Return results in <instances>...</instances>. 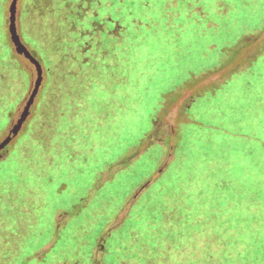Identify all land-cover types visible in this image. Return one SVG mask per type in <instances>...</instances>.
Instances as JSON below:
<instances>
[{
  "label": "rangeland",
  "instance_id": "rangeland-1",
  "mask_svg": "<svg viewBox=\"0 0 264 264\" xmlns=\"http://www.w3.org/2000/svg\"><path fill=\"white\" fill-rule=\"evenodd\" d=\"M25 1L18 2L16 30L20 28ZM11 2L8 0L6 5L9 21ZM148 8L149 11L138 9L141 14L149 13L154 21L148 28H134L139 51L130 76L124 81L119 77L118 94L109 97L108 108L100 116L94 103L88 108V117L78 120L77 134L83 131L95 146L96 134L115 136L95 149L85 167L77 165V160L86 161L94 146L87 150L86 144H79L84 138L73 139L67 146L71 158L62 159L61 164L57 159L49 161L46 167L47 208L40 221L45 232L41 235L40 231L39 236L33 231L28 242L36 251L61 237L49 260L67 243L77 247V236L69 238L74 237L77 218L57 234L52 226L58 214L72 210L94 184L101 189L92 196L90 206L105 195L109 197L114 220L111 226L120 230L130 224L132 215L127 220L125 217L135 205L162 185L167 186L166 192L156 198L157 206L143 209L146 215H158L162 211L159 207L165 210L163 206L170 203L166 194L180 195L185 204L179 211L193 208L197 214H207L208 220L217 214L213 225L223 222L230 209L234 222L246 226L243 218L259 209H251L253 204L264 207V0H153ZM11 35L14 39L13 31ZM18 37L32 53L23 36ZM13 50L18 55L15 46ZM28 66L30 88L10 122L0 121V142L20 119L34 88L37 72L30 62ZM43 70L34 114L31 117V110L3 156L10 152L8 158L0 162V180L14 189L21 186L20 192L31 183L22 184L20 174L35 173L40 167L36 161L21 166L19 151L28 137L27 132L22 133L24 127H34L48 82L44 66ZM114 83L116 78L108 88ZM58 97V90L50 94V109L56 107ZM101 117L109 122L103 120L101 124ZM67 123L58 118L45 127V133L55 126L66 129ZM100 128L102 132H98ZM44 135L42 131L36 133L38 138ZM51 146L54 145L49 144V153ZM32 149L37 151L35 146ZM139 196L134 205L133 198ZM67 218L58 217L62 222ZM97 223L86 237L88 243L99 235L100 222ZM214 228L217 231L220 227Z\"/></svg>",
  "mask_w": 264,
  "mask_h": 264
},
{
  "label": "trees",
  "instance_id": "trees-1",
  "mask_svg": "<svg viewBox=\"0 0 264 264\" xmlns=\"http://www.w3.org/2000/svg\"><path fill=\"white\" fill-rule=\"evenodd\" d=\"M7 1L0 0V121L10 122L30 88L31 72L29 62L14 53L12 26L6 18ZM152 1H25L17 34L23 36L44 66L48 82L36 112L34 127H24L22 132H27L28 137L20 147L19 164L24 167L36 161L40 167L35 173L20 174L22 184L31 181L22 192L19 191L21 186L14 189L0 180V264H15L21 256L17 264H264V207L261 203L253 204L251 209L255 206L259 209L243 218L246 226L234 222L230 209L223 216V222L214 225L217 214L208 220L207 214H197L193 208L179 211L178 208L185 204L180 195L166 194L170 203L163 206L165 210L159 207L157 209L162 211L158 215H146L143 209L159 204L156 198L166 192L165 185L151 191L148 196L145 193L144 199L140 200L142 194L133 198L134 205L136 201L140 202L125 217L127 220L132 215L130 224H125L120 230L111 226L114 220L109 197L105 195L93 207L90 206L92 196L101 189L94 184L72 210L58 214L52 226L57 234L65 230L71 219L77 218L79 222L74 229V237L69 236L72 240L77 236V247L67 243L59 247L58 253L49 260L48 256L61 237L54 238L49 247L43 246L36 251L28 242L33 231L36 230L39 236L45 232L40 221L47 208L44 173L48 162L57 159L61 164L62 159L71 158L67 146L73 143V139L84 138L79 144H86L87 150L94 146L86 161L80 163L77 160V165L85 167L94 157L95 149L105 146L110 137L115 136L96 134L98 144L95 146L89 136H83V131L77 134L79 121L94 103L97 117L100 116L108 108L106 101L109 97H115V92L118 94L119 77L124 81L130 76L139 51L134 28H148L154 21L149 13L141 14L138 9L149 11L148 4ZM51 45L54 49H50ZM113 78H116V83L108 88ZM58 85L62 89L57 88ZM57 90V105L50 109V94H57ZM54 113L57 115L52 122L63 118V122H68L66 129L55 126L54 130H49L50 133H45ZM33 114L34 107L31 117ZM103 120L109 122L103 118L98 122ZM37 131L45 135L38 138ZM102 131V128L98 130ZM50 143L54 146L50 147L49 153ZM33 146L37 147L36 152ZM9 147L0 153V162L8 158L10 152L7 157L3 156ZM60 215L68 218L62 222L58 219ZM97 222H100L99 235L88 243L86 237ZM214 226L220 228L216 231Z\"/></svg>",
  "mask_w": 264,
  "mask_h": 264
},
{
  "label": "water",
  "instance_id": "water-1",
  "mask_svg": "<svg viewBox=\"0 0 264 264\" xmlns=\"http://www.w3.org/2000/svg\"><path fill=\"white\" fill-rule=\"evenodd\" d=\"M18 2L19 0H12L10 7H9V13H10V22L12 26V31L14 35V46L17 54L27 61H29L36 69L37 72V79L34 84V88L32 90V93L26 103V106L20 116V119L17 121L13 129L9 132L8 136L0 142V153L3 152L12 142L13 137H15L20 130L21 126L25 123L26 119L31 114V110L34 106L36 97L38 95V92L41 88V85L43 83V66L41 62L29 51L26 46L22 43V41L19 39L17 30H16V14H17V8H18Z\"/></svg>",
  "mask_w": 264,
  "mask_h": 264
}]
</instances>
